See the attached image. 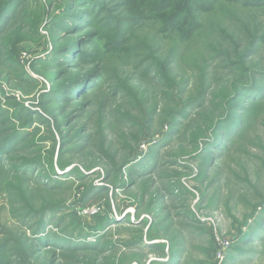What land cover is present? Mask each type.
I'll list each match as a JSON object with an SVG mask.
<instances>
[{
    "label": "rangeland",
    "instance_id": "1",
    "mask_svg": "<svg viewBox=\"0 0 264 264\" xmlns=\"http://www.w3.org/2000/svg\"><path fill=\"white\" fill-rule=\"evenodd\" d=\"M0 264H264V0H0Z\"/></svg>",
    "mask_w": 264,
    "mask_h": 264
},
{
    "label": "trees",
    "instance_id": "2",
    "mask_svg": "<svg viewBox=\"0 0 264 264\" xmlns=\"http://www.w3.org/2000/svg\"><path fill=\"white\" fill-rule=\"evenodd\" d=\"M215 0H209V3H213Z\"/></svg>",
    "mask_w": 264,
    "mask_h": 264
}]
</instances>
